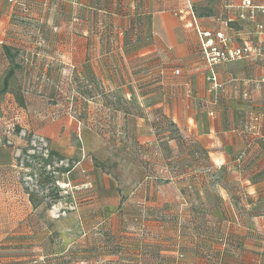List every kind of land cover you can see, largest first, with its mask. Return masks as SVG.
I'll return each instance as SVG.
<instances>
[{
	"label": "rangeland",
	"instance_id": "1",
	"mask_svg": "<svg viewBox=\"0 0 264 264\" xmlns=\"http://www.w3.org/2000/svg\"><path fill=\"white\" fill-rule=\"evenodd\" d=\"M186 10L196 32L190 0ZM78 12L68 0H0V86L9 67L3 45L18 65L0 96V136L19 157L8 172L23 187L26 145L28 153L63 156L46 170L71 167L52 174L56 198L48 195L52 181L39 173L27 180L41 198L31 212L13 209L3 193L0 264H264V133L255 132L264 80L248 99L253 112L231 116L240 136L219 146V133L199 131L218 127L217 103L174 101L182 88L158 83L164 73L152 70L164 63L156 57L117 59L108 44L106 54L86 59L98 46H82ZM259 15L240 19L264 35ZM90 16L85 30L97 37L98 16ZM245 44L253 50L242 58L257 54L264 63V46ZM168 99L196 119L172 124L163 113Z\"/></svg>",
	"mask_w": 264,
	"mask_h": 264
},
{
	"label": "crops",
	"instance_id": "2",
	"mask_svg": "<svg viewBox=\"0 0 264 264\" xmlns=\"http://www.w3.org/2000/svg\"><path fill=\"white\" fill-rule=\"evenodd\" d=\"M229 1L233 2V9L225 8V0H190L201 28L224 32L232 45H238L249 38L264 46V35L254 32L253 28L247 27L246 23L236 16L240 2ZM68 2L71 7H78L79 12L72 14L73 19H78L85 27L84 30L92 22L90 13L94 12L98 16L97 37L83 30L82 46H98L97 53L87 51L86 59L91 60L106 54L103 48L108 44L116 50L117 59L156 57L164 63L163 68L152 70L155 73H164V82L158 83H162L165 89H170L168 84H178L182 88L178 99L174 101L185 103L200 100L217 103L213 109L218 116V127L211 125L201 128L199 130L201 134L208 131L219 133V146L220 141L226 146L225 143L230 141L228 138L240 136L241 129L232 124L231 116L240 113L241 108L245 114L253 112L252 101L250 102L252 107L247 105L253 91L257 90V85L261 86L258 83L264 80V63L261 56L253 54L235 61L215 64L213 71L222 88L217 90L216 94L208 93L205 78L209 71L200 57L196 32L194 28L187 26L190 19L186 10L188 0H68ZM255 2L264 3V0ZM258 19L263 22L264 15H259ZM105 27L114 30L113 36L108 34L106 36V32L101 31ZM175 71L179 74L174 73ZM165 103L167 106L163 113L170 116L174 123L185 125L182 120L195 118V112L193 111L192 115L191 108H188L190 111L188 110L186 114V110L181 106L174 107L171 99ZM202 110L199 109L198 113H203L200 112ZM258 115L260 122L255 132L260 134L264 133V109L259 111ZM220 122L223 126H220ZM224 124L228 126L225 128ZM13 157L14 152L11 148L0 145V243L3 237L2 229L6 227L2 224L5 202L1 199L4 192L12 200L11 203L7 200V203L13 209L21 211L20 209L25 207L29 212L34 210L22 184L15 181L14 176L8 172L11 170Z\"/></svg>",
	"mask_w": 264,
	"mask_h": 264
},
{
	"label": "built area",
	"instance_id": "3",
	"mask_svg": "<svg viewBox=\"0 0 264 264\" xmlns=\"http://www.w3.org/2000/svg\"><path fill=\"white\" fill-rule=\"evenodd\" d=\"M226 6L231 7L232 4H226ZM259 9L264 12V6L254 4L253 0H240L238 16L239 18H252L255 11ZM258 27L262 28L260 25H258ZM195 28L199 37V42L201 43V57L204 59L209 71V75L206 76L209 90H218L220 89V84L213 71V66L217 63H224V61L238 60V58L248 55L253 49L249 44L238 46L231 45L224 32H213L209 29L204 30L199 28L197 24ZM4 140L5 139L0 136V145L5 146L13 142L9 136L6 138V141Z\"/></svg>",
	"mask_w": 264,
	"mask_h": 264
},
{
	"label": "trees",
	"instance_id": "4",
	"mask_svg": "<svg viewBox=\"0 0 264 264\" xmlns=\"http://www.w3.org/2000/svg\"><path fill=\"white\" fill-rule=\"evenodd\" d=\"M196 35H197V42H198V46H199L198 49H199V52L201 54V43L199 42V37H198L197 32H196ZM2 48H4V54H5L6 59L8 60L9 67L7 68L6 72H4V74H3V80H2L1 86H0V96H1V94H3L4 92L7 91L10 79L12 78V76H14L15 70L18 67V65H16L14 63L15 53L12 51V48L7 46L6 44L3 45ZM224 62H227V61H224ZM215 75H216V73H215ZM216 78H217V76H216ZM207 86H208V82H207ZM220 86H221V84H220ZM172 124H175V123L173 122ZM3 138L5 139L4 141H6L7 137H3ZM5 146L11 148V150L14 152L13 161L15 158H16V160H19L18 154H16L17 148H14V146H11V144H6ZM32 148L33 147H30V146L27 147V145H26V146L20 148V151L27 154L26 155L27 159L24 162V164L22 162L21 166L29 168L28 170H30V171L35 167L40 170V172H35V173H30V171H28L29 173H24V176L22 177L24 180V183H25L23 185L24 191L28 195V199H29L30 203L32 204V209L35 210L38 203L40 202L41 198L38 199V197H37L38 196L37 195L38 189L37 188H35V189L31 188L30 185L28 184L27 180L32 181L31 176L35 177V176H37V173H39V175L42 178H45L49 182L52 181V185L50 186V189L48 191L49 192L48 195H52L54 198H56V197L60 196L58 194L59 188L55 185L54 175H52V174L54 171H63V172L69 171L71 169V167L70 166L62 167L63 165H60V166L57 165L58 167H54L50 170H46L47 167H50V164L52 163L53 156H55L57 158L56 160H58V161H61L63 159V156L60 155V153L57 150L52 149V148H49V149L46 148L45 149L46 152H44V154L43 153L42 154H40V153H28V150H30ZM35 160H36V162L33 163ZM12 166H13V163H12ZM36 181H38V180H36Z\"/></svg>",
	"mask_w": 264,
	"mask_h": 264
}]
</instances>
